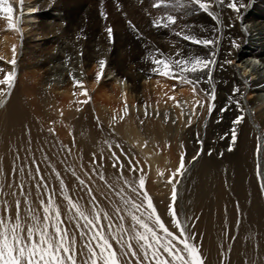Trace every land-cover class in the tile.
I'll list each match as a JSON object with an SVG mask.
<instances>
[{
  "label": "bare ground",
  "instance_id": "6f19581e",
  "mask_svg": "<svg viewBox=\"0 0 264 264\" xmlns=\"http://www.w3.org/2000/svg\"><path fill=\"white\" fill-rule=\"evenodd\" d=\"M117 1L130 6L138 2ZM167 1L178 5L177 13L146 18L140 59L137 43H129L126 34L116 33L117 28L115 38L101 32L98 0H0V56L7 65H0V78L5 76L0 83V264H195L190 253L193 261L201 262L191 244L187 240L183 244L169 221L171 208L167 209L175 190L171 180L182 176L184 182L189 174L188 182L195 188L189 189L186 203L199 200L204 210L199 225L205 231L203 262L223 264L224 256L228 264H244L245 259L247 264H264V0ZM142 2L152 8V0ZM57 30H62L61 37ZM82 35L89 40L87 65L98 62L101 73L112 76L103 82L98 77L99 102L92 101L98 132L88 112L80 114L84 97L72 95L93 89L90 82L85 85L88 79L68 73L62 86L51 79L53 72H63L56 62L64 56L53 53L54 43L73 42ZM97 38L116 41L106 59L95 51ZM20 54L25 56L22 69L8 65ZM27 76L31 86L24 82ZM168 78L191 93L178 91L173 95L180 99L169 102ZM59 98L69 101L63 123L56 120L54 110ZM53 120L56 134L49 130ZM100 134L111 137L109 145H118L125 156L114 160L107 150L99 152L106 164L95 172L90 152L96 151ZM160 143L167 150L172 145L176 162L167 152H156ZM43 149L50 153L49 172L35 164ZM200 150L203 156L198 160ZM47 157L43 155L44 160ZM116 165L122 170L117 172ZM68 166L77 172L92 166L90 174H82L100 195L112 194L109 182L101 177L104 171L108 181L132 192L135 203L155 197L158 214L142 212V205L135 204L126 215L93 214L85 222L78 214L67 213L58 228L42 207L34 206L35 214H20L33 200L39 201L43 183L56 189V175L60 179ZM99 178L105 187L95 184ZM138 179H143L142 188L136 187ZM233 197L242 216L246 214L237 227L231 257L230 235L236 233L239 212L230 205ZM91 198L100 204L93 194ZM82 227L88 244L80 237ZM67 241L69 251H62ZM49 249L52 259L47 260Z\"/></svg>",
  "mask_w": 264,
  "mask_h": 264
},
{
  "label": "rangeland",
  "instance_id": "374dc122",
  "mask_svg": "<svg viewBox=\"0 0 264 264\" xmlns=\"http://www.w3.org/2000/svg\"><path fill=\"white\" fill-rule=\"evenodd\" d=\"M139 1H141V0H138V2H135V4L131 5L134 8L133 9L130 5H126L123 3L120 4V2L117 0H98L100 5L97 6V8H98L97 10H98V14H99L98 15L99 20L101 17V20H100V27L102 29L101 32L102 33L104 31L108 32L107 34L110 35V38L113 36H116V33H119V32H121L122 34L124 33V35L126 34L125 36L130 38V39L128 38L129 40L127 39L129 43H132V42L137 43L136 45H138V49H140L139 51L141 52V55H140V59H141L143 57L142 50L144 51V48H145V47H142L143 43L141 41L143 40V37H142L143 29L141 30V28H144V24H145L144 22H145L146 18L149 17L150 19L153 18V20H155L156 17L159 19L161 17H166V18L167 17H169V18L174 17V14L177 13V10H178L177 6L178 5L175 2L170 3L167 0H152V3H151L152 8L149 9V7H147L143 4V2H142L143 0L141 2H139ZM113 2H116L117 4L114 5ZM118 4L120 5V7ZM140 4H141V6H140ZM99 7H100V9H99ZM21 8H23V7H21ZM136 8H139L142 12L140 13L139 12L140 10H137ZM146 9H148V10H146ZM136 11H138V12H136ZM135 12L137 14H135ZM22 13H24V12H22ZM25 13H26V11H25ZM55 13L57 14L58 12H55ZM159 13H161V14H159ZM119 14H120V16H119ZM132 15H133V17H132ZM143 16L144 17L146 16V17L144 18ZM119 18L122 19V20L121 19L120 20L123 21V23L119 20ZM134 20H135V22H134ZM53 21H52V23H53ZM138 21H140V22L138 23ZM57 23H59V22H57ZM103 26H104V28H103ZM118 27H119V29H118ZM1 28H2V25L0 24V34L2 32ZM116 28H117L118 32H116ZM139 28H140V30H139ZM122 29H124V30H122ZM128 30H129V33H128ZM56 34H57V37H61L62 30H57ZM109 35H105V36H109ZM131 36H133L132 39H131ZM113 38H115V37H113ZM113 38L111 40H109V43L101 42V41H99V38L96 39V41L97 40L98 41H97V43H94V45L99 44L97 47H95V51L98 52V57L100 56L103 59H106L110 56L109 55L110 49H114V47L116 45V41ZM133 38H135L137 40H135ZM74 41L72 42L69 39H64V40L61 39L60 43H54V46L52 49L55 48V50L53 51V53L54 54L61 53V55L64 56L61 60H58L56 62V66L59 65L58 67L61 68L63 70V72H61V73L53 72V77H51V79L53 82L59 83L60 81H63L65 77H67L66 75L68 73H72L73 74L72 76H74L75 78H78L79 76L80 77L85 76V78L88 79V81L86 82L85 85H88V82H90L92 84L93 89H91V88L81 89V91H75L72 95L77 96L79 94L82 97H84L80 100L81 105L78 106V108L81 107V109H82L80 114H84V116H86L85 112H88V114L92 118V114L95 115L94 109L92 106V101L94 100V102H99V101H97V98L99 96L98 92H97L98 85L101 81L103 82L104 80L110 79V77H112V76L111 75L106 76L108 73H104L105 71H102V73H101V71L98 68V64H99L98 62L92 64V66L87 65L85 56H86L87 52L90 53L89 52L90 48L88 46L89 40L87 39L86 36L82 35V36L78 37L77 39L75 38ZM61 46L63 48H61ZM127 48H128L127 53H128V55H130L133 51V47L129 46ZM93 50H94V48H93ZM0 57H1L0 65H2L1 68H3V65H5L7 67V65L5 63L6 58L4 59V57H2V56H0ZM24 60H25V56H22V54H20V56L17 57L15 60H11V61L8 60L7 62H8V65H10V66H14V65L19 66L20 65L19 67H21L20 69H22L23 63H25ZM3 61H4V63H3ZM132 63H133L132 65L134 67H135V65H137V63H135V62H132ZM53 65L54 64H52L51 67ZM91 74H93V75L91 76ZM87 75L89 76L90 79L87 77ZM99 76H101L103 78L101 81L98 80ZM29 77L30 76L25 77L24 82L31 86L33 81ZM94 77H96V79H94ZM157 78H158L157 76H154V79H157ZM4 79H5V76L1 77L0 83L3 82ZM112 81L113 80H109L107 83H112ZM166 81L167 82H165V87H166L167 98H168L169 102H171V103H173V100L175 98H178V100L180 99V97L173 95L174 93H177L178 91L182 92L184 94L191 93V90H189L187 86H184V85L178 86L176 84V81H171V79L166 80ZM62 84L63 83L60 82L59 86H62ZM70 100H73V99H70ZM57 102L59 103V106L56 105L54 107V110L57 114L56 120L59 123L60 122L63 123V121H64L63 115L65 116V114L67 113L66 106L69 105V101L65 102L64 100H61L59 98L57 100ZM92 120L95 124L97 132H98V129L100 131V124H98L97 121L95 122V120L93 118H92ZM57 121L53 120L50 124L49 130L51 131L52 134L58 133V130L54 129V127H55L54 124H56ZM114 137L116 139L120 140L119 135L115 134ZM196 138L199 139L198 143H200L202 141L201 139L203 138V136L201 137V135H199ZM58 140H61L60 137L58 138ZM73 140L74 139H70V144H72L71 141H73ZM109 140H111V137L105 138L101 134L99 135V137L97 136L96 151L90 152V156L92 158L95 156V158H94L95 160L93 162L94 168L92 166H89V167L83 168V170L81 172H77L74 169H72L70 166H68L66 168V171L61 174L60 179H58L59 175H56L55 183H56L57 188L52 189L49 187L47 182L43 183L42 186L44 187V192H43L42 196L40 197L39 201L36 202L35 200H33L26 209H24L22 211L20 210V214H35L34 206L42 207L41 208L42 212L44 214H48V216L50 218L52 217L51 218L52 222L56 226V228L59 227L60 223H61V225H63L62 221H63V218H67L66 217L67 213L78 214L80 216V218L82 219V221L85 222L86 220H88L87 218L92 217L93 214H97L100 216L101 215L106 216L108 214H118L120 216L126 215V214H128L129 210H132V207L135 204L136 206H141V205L143 206V208L141 206V211L144 210L148 214H152V212H153V214H156V213L158 214L159 211H158L157 205H155L157 203L155 197H154V199L150 198V200L144 201L145 203L143 202V199H141L140 201L135 203L134 199H133L132 192L128 189H125V187L121 186L119 183H114V182L108 181L107 179H109V178L105 175L104 171H102L101 177H102V179H105V182H109V185L112 188V191H111L112 194H110V195L98 194L96 192L94 186L92 185V183L89 180L84 179L83 174H82L83 171H86L88 174H90V172H91L90 168L91 167L93 169H95L93 171L96 172L98 170V168L100 167V164H101V166L106 164V158H105V160H103V156H100L99 152H104V150H107L108 152L111 153L112 158L114 160H116L120 156H125V155L121 154V148L118 145L111 147L109 145ZM42 144L44 146H46V144L44 142H42ZM112 145H114V143H112ZM158 146H160V147L158 149H156V152H161V154H164L167 152L168 154L171 155L172 160L174 162H176L178 154H177V152L176 153L174 152L172 145L169 146L170 150H167L165 143H160V145H158ZM41 151L43 152V154L40 156L39 160H35V164L38 166H41V168L44 171L49 172L50 168H51V165L49 162L50 153H49V151H46L45 149H43ZM44 154L48 156L46 160L43 159ZM209 155L210 154L208 153V156ZM175 156H176V158H175ZM197 156H198V160H199L203 156V151L200 150V152L197 154ZM119 170H122L121 165H120L119 169H118V165H116V171L118 172ZM121 172H119V173H121ZM129 172L132 175L133 174V168H131ZM186 173H187V171L185 172V174ZM184 175H183V177L185 178ZM119 177H121V176H119ZM190 177L192 179L191 174H189L187 176V178H186L187 180H185L184 182L180 181L181 180L180 178H182V176L179 177V180H177V177L174 178L173 180H171L173 182V184L171 186L175 187V190H174V193L172 192V194H174V196L168 202V204L170 203L169 204L170 207H167L168 210L171 208L170 209L171 212L169 211V213H170V217L173 219L172 220L171 218H169V221L174 226V229H176V232H179V234L178 233L177 234H178V236L180 235L179 237L183 241V244L187 240L188 243L191 244V246L193 247L195 252L200 257L202 264H205L204 262L206 261L205 260L206 256L203 253V236L205 234V231H204L203 227H199V225H202L201 222L203 221L204 210H203V207L201 206V201L199 202V200L194 202V204L192 203V205L190 202L186 203L187 195H189L188 193L192 192V191H190V190H192V186L195 188V186L192 185V183L190 185V183L188 182V181H190ZM142 180L143 179L137 180L136 187L142 188V185H141L143 183ZM153 182L154 181L148 182V184H151L153 186L154 185ZM185 183H186V185H184ZM95 184H97L100 188L106 186L105 183L100 180V178H99V181H95ZM186 188L188 189V191L186 190ZM183 189H185V190H183ZM88 190H89V192H92V193L90 194L88 192ZM92 194L98 200H100L99 205L95 204V202L92 200V198H91ZM232 200H235V201H233V203L230 204L231 207L235 208L236 210H239L238 208L240 205H239V202H237L238 201L237 198L233 197ZM193 201H194V196H193ZM83 204H87V205L83 206ZM195 204H197V205H195ZM263 204H264V200H263ZM21 206H22V204L20 205V208H21ZM145 207L147 210H145ZM201 207H202V209H201ZM240 214H241V211L239 210L238 214H236V217H235L236 219H235L234 229H236L235 230L236 233L230 235V239H231L230 245L231 246H230V249L228 251L230 254L229 256H231V257H232L233 246H234L235 241L237 240L238 235H239L238 228L240 227V224L242 222V218L246 213H243V216H242V214L241 215ZM243 220H244V218H243ZM97 223L100 224L99 222H97ZM203 223H205V221ZM230 229H231V226H229V230ZM161 230H163V229L161 228ZM84 231H85V228L82 227L81 232L83 234L80 232H79V234H80V237L83 239L84 243L88 244L87 241H85V239H84ZM230 232L232 233V230H230ZM94 238H95V236L93 235L92 239L94 240ZM141 243H144V242H141ZM146 245H148V243ZM70 247H71L70 242L67 241L66 244L62 246V251L64 250V248H67L69 251ZM37 252H39V251H37V250L34 251V253H37ZM46 252H47V254H46L47 258L46 259L47 260L52 259L51 249H49ZM35 255H38V254H35ZM190 257H191L193 263L201 264V262H198L197 259H196L197 262L195 260L193 261L192 253H190ZM221 258H224V260H223V264H224V262L226 261L225 259H227V258L224 256H221ZM67 259L71 262L70 257H67ZM226 262H227L226 264L229 263V258L227 259ZM247 263H248V260L245 259L244 264H247Z\"/></svg>",
  "mask_w": 264,
  "mask_h": 264
}]
</instances>
